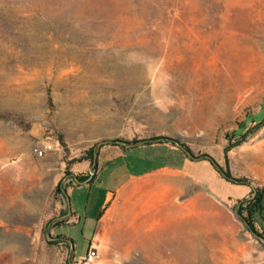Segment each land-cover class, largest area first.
Returning a JSON list of instances; mask_svg holds the SVG:
<instances>
[{"label":"rangeland","instance_id":"1","mask_svg":"<svg viewBox=\"0 0 264 264\" xmlns=\"http://www.w3.org/2000/svg\"><path fill=\"white\" fill-rule=\"evenodd\" d=\"M0 112V264H86L85 202L97 216L111 169L74 189L69 221L77 159L154 137L178 144L135 148L112 177L187 166L194 201L163 210L188 218L164 223L155 262L90 264H264L237 213L255 190L264 207V0H0ZM181 145L192 163L167 155ZM254 219L262 235L264 210Z\"/></svg>","mask_w":264,"mask_h":264},{"label":"crops","instance_id":"2","mask_svg":"<svg viewBox=\"0 0 264 264\" xmlns=\"http://www.w3.org/2000/svg\"><path fill=\"white\" fill-rule=\"evenodd\" d=\"M160 146L162 144L156 143L125 147L122 145H105L96 152L93 165L89 160H82L76 164L78 167L73 172L77 174L78 171H87L88 178L67 190L68 212L65 217L68 216L69 221L74 220L78 213L70 199L74 189L79 187L90 188L92 183L99 181L104 170L111 169L106 175L107 180L105 179V182L112 183V188L106 191L99 206L98 215L96 216L88 209L90 207L89 198L86 200L84 208V228L92 229L87 248L90 245L95 247L98 250L99 257L106 263L155 262L156 260L153 258L156 257V253L153 249L157 247L156 241L162 237L164 223L177 225L181 221H186L189 216L188 212L184 210L176 211L174 214L163 210L171 207L174 199L181 194L185 196L186 201H189V199L192 202L194 201L196 177L194 173L186 168L187 166L175 169L163 166L140 174L131 173L125 178L113 179L112 177L116 173L118 174L121 169L120 166H130L126 163L113 165V160L126 158V153H131L135 148L149 153V157L155 156L156 150H159L158 153L162 151ZM167 155L185 163H192L180 151L170 152ZM100 160H102V165L101 168H98ZM166 176L178 177L180 186L183 185L180 187L176 183L168 181L169 183L166 182L167 185L162 182L161 186L160 181L167 178ZM201 180L202 184L205 185V180ZM206 184L207 187L210 186L209 183ZM189 185L191 187L190 198L188 197ZM161 190H163V193H161ZM184 205H187V203H182L183 207H185ZM95 236L98 237L96 243L92 242ZM64 237L72 242L70 237ZM133 249H139V254H136Z\"/></svg>","mask_w":264,"mask_h":264},{"label":"trees","instance_id":"3","mask_svg":"<svg viewBox=\"0 0 264 264\" xmlns=\"http://www.w3.org/2000/svg\"><path fill=\"white\" fill-rule=\"evenodd\" d=\"M48 102L51 103V97L48 94ZM11 117V115L9 113H5V112H0V119H9ZM264 125V119L261 120V122L259 123V126ZM141 142H146V144H152L155 142H159V143H163V142H174L177 143L176 141H174L171 138H167V137H154L152 139L149 140H144ZM135 145L138 144L137 141H131V143H129V145ZM183 153L185 154L186 157L190 158L191 153L189 151V149L187 147H184L183 145H181ZM228 150V149H226ZM95 152L94 149L91 148L85 155L79 157L77 159V161H82V160H89L92 165L94 163V156H95ZM215 165V164H214ZM217 170L220 171V173L222 174V176L229 180L232 181L235 184H246L247 180L246 179H231V177H229L228 173H223L221 171V169L219 167H217V165H215ZM76 180L83 181L86 179V177H81V176H76L75 177ZM254 195L248 198H243L240 199L238 201V205H237V213L239 215L240 220L244 223L245 227L247 228V230H249L251 233L258 235L260 238L264 239V233H262V235H260L254 225L255 222V215L256 214H261L262 210H264V207H262V190H255L253 191Z\"/></svg>","mask_w":264,"mask_h":264},{"label":"built area","instance_id":"4","mask_svg":"<svg viewBox=\"0 0 264 264\" xmlns=\"http://www.w3.org/2000/svg\"><path fill=\"white\" fill-rule=\"evenodd\" d=\"M35 152H37L39 155L43 154V149L40 148H36ZM92 242H98V237L95 236L92 240ZM98 257V250L95 247H92L91 245L88 248V251L85 253V255H83V257H81V260L86 263V264H90L92 262H94V260Z\"/></svg>","mask_w":264,"mask_h":264},{"label":"bare ground","instance_id":"5","mask_svg":"<svg viewBox=\"0 0 264 264\" xmlns=\"http://www.w3.org/2000/svg\"><path fill=\"white\" fill-rule=\"evenodd\" d=\"M167 177V176H166ZM161 178V177H160ZM178 177H173V176H168L167 178H165V179H163V181H162V179H161V181H160V184H161V186H162V182L163 183H165L166 185H167V183L166 182H170V183H176V185H178V186H180V180L178 181V179H177ZM168 182V183H169ZM168 185H170V184H168ZM183 184H181V186H182ZM165 186V185H164ZM180 186V187H181ZM167 187V186H166ZM161 189H162V187H161ZM170 189V188H169ZM168 189V190H169ZM155 190H157V189H155ZM155 190H154V192H155ZM148 191H150V190H148ZM161 193H163V190H161ZM153 194V193H152ZM171 194V193H170ZM168 197V196H167ZM187 206V205H186ZM180 214V213H179ZM199 234V233H198ZM195 236H197V234L195 235ZM195 239H196V237H195ZM198 242V241H197ZM194 249V248H193ZM199 249V248H198ZM197 251V250H196ZM195 251V252H196ZM202 251V250H201ZM209 252V251H208ZM200 254V253H199ZM207 255H208V253H207ZM198 257V256H197ZM200 257V256H199ZM196 261V260H195ZM217 262V261H216ZM186 263V262H185ZM190 263V262H189ZM209 262H207L206 261V259L203 257L201 260H200V262H198V263H190V264H208ZM219 263V262H218ZM182 264V263H181Z\"/></svg>","mask_w":264,"mask_h":264},{"label":"water","instance_id":"6","mask_svg":"<svg viewBox=\"0 0 264 264\" xmlns=\"http://www.w3.org/2000/svg\"><path fill=\"white\" fill-rule=\"evenodd\" d=\"M33 133H34V136L39 139L42 136V134L44 133V129L40 125H35L33 127Z\"/></svg>","mask_w":264,"mask_h":264}]
</instances>
